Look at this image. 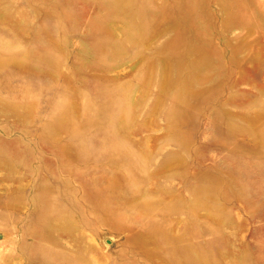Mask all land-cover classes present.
I'll return each mask as SVG.
<instances>
[{
  "label": "rangeland",
  "instance_id": "1",
  "mask_svg": "<svg viewBox=\"0 0 264 264\" xmlns=\"http://www.w3.org/2000/svg\"><path fill=\"white\" fill-rule=\"evenodd\" d=\"M0 264H264V0H0Z\"/></svg>",
  "mask_w": 264,
  "mask_h": 264
}]
</instances>
